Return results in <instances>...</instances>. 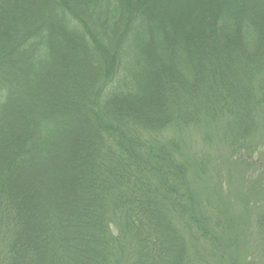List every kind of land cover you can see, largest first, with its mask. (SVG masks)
Returning <instances> with one entry per match:
<instances>
[{"label":"trees","instance_id":"16d2710c","mask_svg":"<svg viewBox=\"0 0 264 264\" xmlns=\"http://www.w3.org/2000/svg\"><path fill=\"white\" fill-rule=\"evenodd\" d=\"M187 1L0 0V264H264V0Z\"/></svg>","mask_w":264,"mask_h":264},{"label":"rangeland","instance_id":"374dc122","mask_svg":"<svg viewBox=\"0 0 264 264\" xmlns=\"http://www.w3.org/2000/svg\"><path fill=\"white\" fill-rule=\"evenodd\" d=\"M193 0H190V2L187 1L186 5L182 6L181 11L182 12H187L192 6ZM196 4V3H195ZM194 4V5H195ZM196 6V5H195ZM260 127V126H259ZM257 129L255 135H254V142L257 144H261V146H264V127H260ZM202 128V129H201ZM220 129V130H219ZM218 135V138H215ZM222 134V126L219 125L218 128L214 127L213 125L210 126H201L199 127H193V126H183V127H175L171 128L169 130V135H173L178 141H180L182 148L188 152V155H191L192 157H202L204 155H210L213 159V157H222L223 152H228L226 149V143L225 140L222 142L220 141L221 138L219 139L220 135ZM223 144V145H221ZM196 180H193L191 182V187L195 190L197 188V182ZM234 188L230 190L232 193ZM227 195H230L228 191H226ZM252 214V213H251ZM240 237L244 239V233H247L246 235L249 236L251 235L252 229L251 228H244V227H239ZM246 238V237H245ZM248 243L250 242H243L240 245L244 244L243 249H239V247H234L233 248V253L235 255H238L240 258L247 253L249 246ZM250 245V244H249ZM246 247V248H245ZM206 249L207 253H212L214 249V241H208L206 244ZM258 253V252H257ZM213 254V253H212ZM210 255V254H209ZM245 257V256H244ZM255 259L254 263L259 264L260 259H258L257 255L255 254ZM211 258V256H209ZM208 262L211 260L210 264H213L214 258L207 259ZM261 264V261H260Z\"/></svg>","mask_w":264,"mask_h":264}]
</instances>
